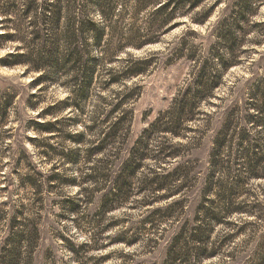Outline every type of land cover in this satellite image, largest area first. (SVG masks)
Here are the masks:
<instances>
[{
  "label": "trees",
  "instance_id": "obj_1",
  "mask_svg": "<svg viewBox=\"0 0 264 264\" xmlns=\"http://www.w3.org/2000/svg\"><path fill=\"white\" fill-rule=\"evenodd\" d=\"M204 1L22 0L21 8H17V0H4L3 3L1 2L4 6L2 12L5 20L10 21V25L3 27L5 30L0 33V37L23 42L26 44L24 45L26 51L20 52L21 50L18 49L22 46H16L19 48L15 47L16 51L7 55L11 57L10 60L6 58L1 60L4 64L13 62L26 64L37 73L33 79V83L37 85L48 79L62 84L67 88L68 94L61 102L67 104L65 106L72 113L76 107L80 108L81 102H86V99L92 96L91 91L95 86L103 93L111 86L126 88L128 81L144 75L157 61V58H152L153 55L144 58L129 56L124 58L120 65L108 66L119 60L117 57L119 53H126L129 48L140 49L147 44L158 42L162 33L182 22L177 21L176 18L189 16L191 12H193L190 15L191 20L202 24L213 12L217 3L228 1L229 9L218 22L214 31L216 40L209 45L207 57H203L201 61H199L200 57H197L195 45L191 44V38L197 34L194 29L189 28L188 35L191 38H188V35L186 36L188 39L183 40L185 36L181 38V45L171 57L185 56L189 62L192 61L193 67L200 62L193 84L185 88L182 93L177 92L171 98L169 106L160 111L152 121L147 122L142 131L144 139L155 132H164L173 139L176 137L183 139L186 137L184 133L190 129V122L200 114L201 105L219 86L223 73L241 62V57L246 53L249 45L259 46L264 39V20H252L263 0H216V3L202 8ZM127 2H131V7L128 9L124 7ZM119 3L124 7L120 11L117 10ZM195 9L200 10L194 13ZM9 15H14V19H8ZM96 15L99 18H95ZM262 66L263 71L251 77L253 79L250 81L248 94L250 100L247 102L242 96L241 102L235 100L226 107L227 110L224 109V120L212 140L209 157L213 160L214 168L221 167L223 172L229 171L231 155L221 156L222 146L237 143L238 156H241L245 163L246 177L264 178V63ZM132 93L130 90L122 95V91L117 90L113 95L120 97H115V102L106 101L109 107L101 112H96L94 109L88 115L89 120L82 121L77 132L69 135L74 143L79 144L81 136L87 130L98 128L102 138L96 146L84 149L85 159L88 160L90 153L94 151L103 162L100 169L89 166L88 172L82 174L83 176L70 178L71 183L78 185V192L70 196L66 195L59 202L64 214L70 219L80 214L81 209L92 202L94 197L92 192L100 191L95 179L99 176L107 177L106 170L109 169L112 160L109 161L107 157L102 156L106 144L116 141L121 134H124L120 140L121 145L124 146V142L126 143L134 115L133 109L127 108L125 102H128L126 99ZM14 96L12 89L11 92H7V87L0 86V124L6 121ZM96 96L105 100L101 92ZM57 120L56 118L53 121L38 123L39 129L54 133L53 124ZM199 130L196 128L195 131ZM168 138L154 147L136 141L133 146L124 147L127 149V156L124 159L121 150L114 153L112 166L118 164L121 170L117 172L110 186H103L105 191L98 199V208L92 214L78 218L86 224H82L83 226L79 228L80 231H84L83 235L86 238L79 243L65 238L67 241L65 248L75 260L79 261L81 257L87 258L86 251L90 249L98 250L119 242L133 245L140 239L139 233L130 227L115 235L110 234V231L120 224V219H116L111 214L128 204L133 205V201L138 202L139 207L151 209L140 221L144 228H154L156 223L168 219L170 223L179 222L176 235L169 245L165 264H177L179 261L186 264H203L213 258L220 261L223 255L228 256L229 259L233 258V247L228 249V242L232 241L233 236L245 231L247 222L242 221L241 217L251 216L257 206L255 203L247 202L246 196L250 192L237 186L242 183L243 178L237 176L233 182L234 187L230 188L225 186L228 185L226 182L218 178L215 180L208 178L203 190L208 189L210 192L200 191L198 203L195 204L192 212L188 213L187 209L191 205L189 189L195 185L192 170L194 168L186 166L190 161V154L184 149L188 147L187 144L177 140L171 142ZM190 138L192 143H200L201 137L194 135ZM19 148L21 154L26 157V149L21 146ZM60 153L64 158L68 156L70 160L73 159V156L66 152ZM148 159L166 164L172 163L173 166L162 175L156 174L141 179L138 188L150 189L152 191L150 197L130 199L126 194H122L129 187L130 181L126 178L132 175V170L142 166ZM35 168L38 169L37 165ZM54 175L56 174L52 176ZM29 183L28 187L38 199L41 185H37L34 181ZM160 202L164 204L158 205ZM5 206L8 208V204ZM22 208L20 206L14 210V215L9 219L11 227L19 224L18 215L21 214ZM4 212L0 207V217ZM23 223L26 232L16 233V237L25 238L29 242L36 241L39 232L33 219L24 218ZM223 224L230 227L220 238L213 239L214 228ZM261 258L264 259V256Z\"/></svg>",
  "mask_w": 264,
  "mask_h": 264
},
{
  "label": "rangeland",
  "instance_id": "obj_2",
  "mask_svg": "<svg viewBox=\"0 0 264 264\" xmlns=\"http://www.w3.org/2000/svg\"><path fill=\"white\" fill-rule=\"evenodd\" d=\"M1 2L3 3L4 0H0V33L5 30L3 27L10 25V21L8 22L4 18L2 12L4 6L1 5ZM227 2L217 3L213 12L202 24L191 20L190 15L193 14L191 12L189 16L176 18L177 21L182 22H178L172 29L162 33L158 42L147 44L140 49L129 48L126 53H119L117 55L119 60L109 65L107 63L108 66L120 65L124 58L129 56L144 58L153 55L152 58H157V61L155 65L149 67L144 75L128 81L126 88L111 86L103 93L95 86L91 91L92 96L86 99V102H81L80 108L76 107L72 113L65 106L67 104L61 102L68 94L67 88L62 84L57 83L56 80L48 79L37 85L33 83L37 73L26 64L18 62L4 64L2 62L5 58L11 59L7 55L19 48L16 46H22L18 49L21 50L20 52L26 51L24 49L26 44L0 37V86L7 87V92H11L12 89L15 95L6 121L0 124V130L3 133L0 135V207L5 211L0 217V264H165L164 260L171 240L176 235L179 222L170 223L168 219L156 223L154 228H144L145 226L140 221L151 209L139 207L136 201L132 202L133 205L128 204L111 214L116 219H120L122 225H117L110 231V234L115 235L126 227L133 228L140 237L133 245H124L120 242L118 244L111 243L98 250L86 251L87 258L81 257L77 261L66 250L67 241L65 238H70L78 243L86 238L83 235L84 231L79 230L85 223L78 218L82 215L92 214L98 208V199L105 191L103 186H110L117 172L121 170L118 164L115 167L112 166L114 153L117 150L122 151L121 155L124 159L127 156L125 148L133 146L136 141H142L154 147L170 137L164 132H155L144 139L142 131L147 122L152 121L160 111L169 106L171 98L177 92L182 93L185 88L193 84L200 63L198 62L193 67L192 61L190 63L185 56L172 58V53L181 45V38L186 37L189 28H191L197 34L192 38L189 35L187 37L191 38V44L195 45L197 57H200L199 61L203 57H207L209 45L216 40L214 31L218 22L229 9ZM21 3L22 0H17V8H21ZM202 3V8H206L216 3V0H205ZM124 7L127 9L131 7V2H127ZM124 7L119 3L117 10L120 11ZM199 10L195 9L194 13ZM96 16L95 18H99L98 15ZM7 17L14 19V15ZM252 20H264V0ZM187 37L183 40L188 39ZM241 59L239 64L233 65L223 73L219 86L212 91V96L207 98L204 105H201L200 114L190 122V129L184 133L186 137L183 139L168 138L171 142L177 140L191 148H184L190 154V161L186 163V166L194 168L192 170L195 177V185L189 189L191 205L187 209L188 213H191L195 204L198 203L200 191L210 192L208 189L203 190L208 178L213 180L218 178L220 181L226 182L228 185L225 186L230 188L234 187L233 182L236 177L241 176L243 181L237 186L250 192L246 196L247 202L257 204L251 216L241 217L242 221L247 222L245 231L238 236H233L232 241L228 242L229 247L227 248L233 247V258L229 259L227 256V259L223 255L220 261L213 258L203 264H264V259L261 258L264 256V178L246 177L245 163L243 158L238 156L239 145L237 143L231 146L228 144L222 146L221 156L231 155L228 172H223L221 167L214 168L213 160L209 157L213 145L212 140L224 120V109L227 110L226 107L235 100L241 102L243 97L247 102L250 100L248 94L251 86L250 81L253 79L251 77L263 71L264 39L259 46L249 45ZM117 90L122 91V95L130 90L133 92L126 99L128 102H125L127 108L133 109L134 115L126 143L124 142V146L121 145L120 140L124 135L121 134L116 141L106 144L102 156L107 157L109 161L112 160L109 169L106 170L107 177L99 176L95 179L100 191L92 192L94 195L92 202L81 209V215L78 214L70 219L64 214L63 207L59 205L60 200L66 195L70 196L78 192V185L74 182L71 183L70 178L83 176L82 174L88 172L89 166L100 169L103 162L94 151L90 153L88 160L85 159L84 149L96 146L102 138V133L98 131V128L87 130L81 136L79 144L74 143L69 135L77 132L82 121L89 120L88 115L94 109L96 112H101L109 107L108 102H115V97H120V95L115 97L113 95ZM98 92L103 94L105 100L96 96ZM111 97L113 98L110 100ZM106 101L108 102L106 103ZM56 118L58 120L53 124L54 133L39 129L38 123L47 120L53 121ZM196 128L200 130L196 132ZM194 135L201 137L200 143H192L190 137ZM20 146L26 149V157L21 154ZM61 151L72 155L73 159L70 160L68 156L64 158ZM35 165L38 169L35 168ZM171 166H173L172 163L166 164L148 159L142 166L132 170L131 176H127L126 179L130 181L129 187L122 194H126L130 199L134 198V200L150 197L152 195L150 189L138 188L141 179L156 176V174L162 175ZM53 174H56L55 177L52 176ZM29 181L41 185V194L38 199L28 187ZM79 181L81 182V180ZM4 202L6 203L4 204ZM7 204L8 208L5 206ZM163 204L164 202L158 203V205ZM20 206L23 208L21 214L18 215L19 224L11 227L9 219L14 215V210ZM29 217L33 219L39 232V238L30 242L25 238L16 237V233L26 232L23 219ZM229 227L227 224L216 226L212 238H220ZM225 251L227 252V249ZM221 261L222 263H218ZM177 264L186 263L179 261Z\"/></svg>",
  "mask_w": 264,
  "mask_h": 264
}]
</instances>
